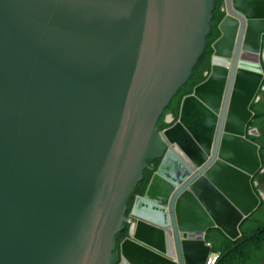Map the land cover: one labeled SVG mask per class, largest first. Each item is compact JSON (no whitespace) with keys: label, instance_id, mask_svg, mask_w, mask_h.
Wrapping results in <instances>:
<instances>
[{"label":"water","instance_id":"1","mask_svg":"<svg viewBox=\"0 0 264 264\" xmlns=\"http://www.w3.org/2000/svg\"><path fill=\"white\" fill-rule=\"evenodd\" d=\"M214 10L215 0H0V264H206L210 229L242 236L263 199L261 146L247 134L264 82V0H224L208 78L157 130Z\"/></svg>","mask_w":264,"mask_h":264},{"label":"trees","instance_id":"2","mask_svg":"<svg viewBox=\"0 0 264 264\" xmlns=\"http://www.w3.org/2000/svg\"><path fill=\"white\" fill-rule=\"evenodd\" d=\"M214 17L211 23L212 31L208 35V45L194 67L189 80L180 89L168 109L160 117L157 130H163L172 125L165 118L172 114L176 120L179 116L182 100L185 96L193 93L194 88L203 83L211 71L212 56L214 53L213 43L221 36L219 25L225 17L224 0H215ZM264 52V43H263ZM264 69V55L262 56ZM254 117L248 125V138L261 146L260 155L263 167L253 179L254 188L258 195L264 194V82L256 100L251 106ZM256 129L257 132L252 131ZM161 162V158L149 160V167L144 172L143 179L139 182L137 190L132 197L127 216L131 213L136 196H144L145 191ZM130 226L127 224L118 235V246L128 238ZM242 236L233 241L219 228H212L206 235V241L212 245L214 253L220 254L217 264H264V198L259 208L251 214L241 225ZM119 251V248H118ZM117 251V252H118Z\"/></svg>","mask_w":264,"mask_h":264},{"label":"built area","instance_id":"3","mask_svg":"<svg viewBox=\"0 0 264 264\" xmlns=\"http://www.w3.org/2000/svg\"><path fill=\"white\" fill-rule=\"evenodd\" d=\"M263 55H264V54H263ZM263 55H262V56H263ZM253 132H257L256 129H254V130L252 131V133H253ZM260 196H261L262 198H264V194H261ZM207 245H208L211 249L213 248L212 245H211L210 243H207ZM219 260H220V254L214 253V252H213V249H212V252L210 253V255H209V257H208L206 264H217Z\"/></svg>","mask_w":264,"mask_h":264},{"label":"bare ground","instance_id":"4","mask_svg":"<svg viewBox=\"0 0 264 264\" xmlns=\"http://www.w3.org/2000/svg\"><path fill=\"white\" fill-rule=\"evenodd\" d=\"M244 57H245L244 60L248 62L258 63V58L256 55L245 54Z\"/></svg>","mask_w":264,"mask_h":264},{"label":"flooded vegetation","instance_id":"5","mask_svg":"<svg viewBox=\"0 0 264 264\" xmlns=\"http://www.w3.org/2000/svg\"><path fill=\"white\" fill-rule=\"evenodd\" d=\"M211 72V71H210ZM210 72L207 74L209 76ZM208 78V77H207ZM167 123H172V125L178 120V118L175 120L172 114H168L165 118ZM171 125V126H172ZM130 215V214H129Z\"/></svg>","mask_w":264,"mask_h":264}]
</instances>
